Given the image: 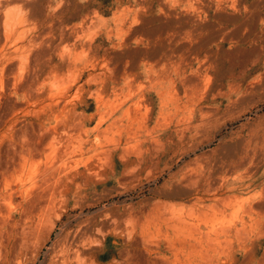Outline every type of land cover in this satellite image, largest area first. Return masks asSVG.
Returning <instances> with one entry per match:
<instances>
[{
  "label": "rangeland",
  "instance_id": "374dc122",
  "mask_svg": "<svg viewBox=\"0 0 264 264\" xmlns=\"http://www.w3.org/2000/svg\"><path fill=\"white\" fill-rule=\"evenodd\" d=\"M30 1L45 92L12 119L0 100V151L36 113L78 118L77 147L58 182L0 188V264H264V0ZM195 159L223 182L220 208H191L203 184L173 176Z\"/></svg>",
  "mask_w": 264,
  "mask_h": 264
},
{
  "label": "bare ground",
  "instance_id": "6f19581e",
  "mask_svg": "<svg viewBox=\"0 0 264 264\" xmlns=\"http://www.w3.org/2000/svg\"><path fill=\"white\" fill-rule=\"evenodd\" d=\"M68 1V0H66ZM65 1V2H66ZM241 1V0H240ZM259 1V0H258ZM30 0H0V100L3 98L5 100V105L3 107L7 109H12L17 108L20 111H25V115L32 113L30 110L32 109H27L28 108V103L25 100H21L20 98H28L33 99V98H40L43 93H41L40 88L41 86L38 87L37 82L35 79L39 77L38 69L34 68V65H31L30 61V53H28L29 46L32 43V39H27V25L29 23L30 15L29 8ZM202 2V1H201ZM205 2V1H204ZM62 3V2H60ZM236 3V2H235ZM209 4V3H208ZM241 4V3H240ZM243 4V3H242ZM66 5V4H65ZM167 5V4H166ZM61 6V5H60ZM208 6V5H207ZM220 6V5H219ZM234 6V5H233ZM164 7V6H162ZM169 7V6H168ZM44 8V7H43ZM167 8V7H166ZM263 8V7H262ZM201 9V8H200ZM57 10V9H55ZM90 10V9H89ZM188 10V9H187ZM197 10V9H196ZM32 11V10H31ZM190 11V10H189ZM241 11V10H240ZM57 12V11H56ZM186 12V11H185ZM49 13V12H48ZM225 13V12H224ZM34 14V13H33ZM62 14V13H61ZM169 14V13H168ZM171 14V13H170ZM178 14V13H177ZM219 14V13H218ZM52 15V14H51ZM65 15V14H64ZM50 17V16H49ZM191 17V16H190ZM254 17V16H253ZM100 18V17H99ZM35 19V18H34ZM33 19V20H34ZM85 19V18H84ZM178 19V18H177ZM57 20V19H56ZM88 20V19H87ZM93 20V19H92ZM103 20V19H102ZM199 20V19H198ZM208 20V19H207ZM222 20V19H221ZM244 20V19H243ZM41 21V20H39ZM54 21V20H53ZM60 21V20H59ZM72 21V20H71ZM43 23V22H42ZM82 23V22H81ZM105 23V22H104ZM201 23V22H200ZM51 24V23H50ZM37 25V24H36ZM110 25V24H109ZM59 26V25H58ZM118 26V25H117ZM109 27V26H108ZM38 28V27H37ZM53 28V27H52ZM87 29V28H86ZM125 28L124 30H126ZM83 30V29H82ZM202 30V29H201ZM30 31V30H29ZM84 31V30H83ZM209 31V30H208ZM111 32V31H110ZM58 33V32H57ZM63 33V32H62ZM121 33V32H120ZM179 34V33H178ZM54 35V34H53ZM90 35V34H89ZM35 36V35H34ZM31 37L35 38V37ZM49 36V35H48ZM187 36V35H186ZM205 37V36H204ZM263 37V36H262ZM41 38V37H39ZM39 38H35L36 42L39 40ZM43 38V37H42ZM63 38V37H62ZM88 38V37H87ZM259 38V37H258ZM45 39V38H44ZM47 39V38H46ZM199 39V38H198ZM252 39V38H251ZM42 40V39H41ZM40 40V41H41ZM57 40V39H56ZM93 40V39H92ZM245 40V39H244ZM253 40V39H252ZM39 41V42H40ZM86 41V40H85ZM198 41V40H197ZM52 42V41H51ZM90 42V41H89ZM38 43V42H37ZM36 43L35 46L38 44ZM41 43V42H40ZM43 43V42H42ZM41 43V44H42ZM73 43V42H72ZM39 44V45H41ZM61 44V43H60ZM91 46V45H90ZM39 47V46H38ZM37 47V48H38ZM222 47V46H221ZM36 48V50H37ZM31 49V48H30ZM33 49V48H32ZM69 49V48H68ZM67 49V50H68ZM84 49V48H83ZM93 49V48H92ZM35 50V48H34ZM35 50V51H36ZM44 49L42 48V51ZM187 50V49H186ZM31 51V50H30ZM45 51V50H44ZM43 51V52H44ZM57 51V50H56ZM83 51V50H82ZM172 51V50H171ZM197 51V50H196ZM216 51V50H215ZM39 52V50H38ZM37 52V54H38ZM40 54L38 57L40 58ZM158 54V53H157ZM35 55V54H34ZM61 55V54H60ZM169 55V54H168ZM64 56V55H63ZM100 56V55H99ZM33 57V56H32ZM37 57V59H39ZM111 57V56H110ZM109 57V58H110ZM75 58V57H74ZM77 58V56H76ZM212 58V57H211ZM35 59V58H34ZM41 59V58H40ZM39 59V60H40ZM48 59V58H47ZM162 59V58H161ZM42 60V59H41ZM201 60V59H200ZM98 61V60H97ZM44 62V61H43ZM105 62V61H104ZM109 62V61H108ZM173 62V61H172ZM204 62V61H203ZM33 63V61H32ZM37 63V61L35 62ZM34 63V64H35ZM46 63V62H45ZM160 63V62H159ZM41 64V62H40ZM110 64V63H109ZM187 64V63H186ZM103 65V64H102ZM88 66V65H87ZM157 66V65H156ZM38 67V66H37ZM68 67V66H67ZM89 67V66H88ZM41 68V67H39ZM43 68V67H42ZM62 69V68H61ZM69 70V69H68ZM128 71V70H127ZM53 72V71H52ZM86 72V71H85ZM90 73V72H89ZM179 73V72H177ZM57 73L55 72V75ZM59 74V73H58ZM57 74V75H58ZM96 74V73H95ZM145 74V73H144ZM71 75V74H70ZM165 75V74H164ZM171 75V74H170ZM199 75V74H198ZM210 75V74H209ZM50 76V75H49ZM58 75V80H59ZM65 76V75H64ZM91 76V75H90ZM42 77V76H41ZM68 77V76H67ZM93 77V76H92ZM142 77V76H141ZM170 77V76H169ZM172 77V76H171ZM209 77V76H208ZM57 78V77H56ZM62 78V77H61ZM74 78V77H73ZM95 78V77H94ZM164 78V77H163ZM174 78V77H173ZM169 80V83H171L174 79ZM194 78V77H193ZM133 79V78H132ZM200 77L198 78V80ZM210 79V78H209ZM39 80V79H38ZM37 80V81H38ZM57 80V81H58ZM109 80V79H108ZM186 80V79H185ZM74 81V80H73ZM180 81V80H179ZM196 81V80H195ZM208 81V80H207ZM36 82V83H35ZM42 82V81H41ZM55 83V81H53ZM71 82V81H70ZM90 82V81H89ZM132 82V81H131ZM130 82V83H131ZM155 82V81H154ZM153 82V83H154ZM163 82V81H162ZM190 82V81H189ZM43 83V82H42ZM106 83V82H105ZM165 83V82H164ZM168 83V81H167ZM174 83V81H173ZM161 84V83H160ZM184 84V83H183ZM182 84V85H183ZM204 84V83H203ZM142 85V84H141ZM140 85V86H141ZM186 85V84H185ZM60 86H62L60 84ZM64 86V85H63ZM128 86L129 83H128ZM184 86V85H183ZM191 86V85H190ZM198 86V84H197ZM107 87V86H106ZM164 87V86H162ZM189 87V86H188ZM192 87V86H191ZM190 87V88H191ZM62 88V87H61ZM173 88V87H172ZM181 88V87H180ZM42 89V88H41ZM135 89V88H134ZM200 89V88H199ZM61 90V89H60ZM64 90V89H62ZM137 90V88H136ZM67 91V90H66ZM97 91V90H96ZM112 92V91H111ZM163 92V95L166 97L170 95V91L165 89ZM198 92V91H197ZM53 93V92H52ZM51 93V95H52ZM127 93V92H126ZM22 95L19 97V95ZM128 94V93H127ZM171 94H173L171 92ZM54 95V94H53ZM53 97V96H52ZM55 97V96H54ZM101 97V96H100ZM171 97V96H169ZM102 98V97H101ZM121 98V97H120ZM178 98V97H177ZM169 99V98H168ZM173 99V98H172ZM46 100V99H45ZM147 100V99H146ZM180 100V99H179ZM30 101V100H29ZM64 101V100H63ZM138 101V100H137ZM137 101L131 103L127 109L123 110L124 116L128 114L129 111L134 110L133 113L135 115L138 114L137 111ZM152 101V100H151ZM31 102V101H30ZM99 102V101H98ZM177 102V101H176ZM1 103V102H0ZM51 103V102H50ZM60 103V102H59ZM72 103V102H71ZM112 103V102H111ZM116 104V101H114ZM112 103V104H114ZM124 103V101L120 104V106ZM64 104V103H63ZM111 104V105H112ZM114 104V105H115ZM139 104V102H138ZM112 105V106H114ZM137 105V107H136ZM83 106V105H82ZM113 109L112 111L115 110ZM143 106V105H142ZM61 107V106H60ZM117 106L116 108H118ZM166 107V106H165ZM168 107V106H167ZM148 108V107H146ZM186 108V107H185ZM208 108V107H207ZM213 108V107H212ZM17 109H12L11 111L13 112L12 115L10 116L11 119L13 116L17 114L16 110ZM44 109V108H43ZM123 109V106L120 109H116L114 112L116 114L117 111H120ZM17 110V111H19ZM29 110V111H28ZM34 110V108H33ZM32 110V111H33ZM41 110V109H40ZM45 110H43L44 112ZM64 111V110H63ZM150 111V110H149ZM148 111V112H149ZM1 112V111H0ZM7 112V111H6ZM40 112V111H39ZM42 112V111H41ZM46 112V111H45ZM49 112V111H48ZM80 112V111H79ZM113 112V113H114ZM147 112V113H148ZM8 113V112H7ZM10 113V112H9ZM1 114V113H0ZM35 115V120L30 123V129L28 128L27 132L22 133V134H16L13 136V142L11 144H7V146L0 151V188L1 187H7L10 185L12 188L14 185L19 188L21 186L26 185L27 183L31 184V188H37L38 186H43V185H49L53 182L56 183L60 179V174H62L64 168L69 164V159L76 153V147L74 143V133L76 132L75 127H76V122L78 118H69V116L66 118V120L61 121L59 118L61 116L60 113H51L49 115L45 114H38ZM64 114V113H63ZM67 114V113H66ZM72 114V113H71ZM75 114V113H74ZM102 114V112H101ZM100 114V115H101ZM212 114V113H211ZM18 115V114H17ZM24 115V116H25ZM34 115V114H33ZM76 115V114H75ZM89 115V114H88ZM210 115V114H209ZM216 115V114H215ZM73 116V115H72ZM123 116V117H124ZM19 117V116H17ZM66 117V116H65ZM71 117V116H70ZM76 117V116H75ZM79 117V116H78ZM132 117V116H131ZM138 117V116H137ZM8 119L9 117H5V119ZM58 118L60 121H58ZM56 120L57 122L55 124H52L53 120ZM65 119V118H64ZM119 119V118H118ZM117 118L114 119V122L118 121ZM204 119V118H203ZM75 120V121H74ZM79 120V119H78ZM121 120V119H120ZM123 120V119H122ZM5 121V120H4ZM3 121V122H4ZM30 121V118H29ZM82 120H80L79 123H81ZM211 121V120H209ZM208 121V122H209ZM19 122V121H18ZM22 122V121H21ZM25 122V120H24ZM78 122V121H77ZM102 122V121H101ZM2 123V121H1ZM5 123V122H4ZM2 123V124H4ZM84 123V122H83ZM113 123V121L111 122ZM206 123V122H205ZM9 124V122H8ZM26 124V123H25ZM24 125V124H23ZM81 125V124H80ZM98 125V124H96ZM12 126V125H11ZM10 126V127H11ZM13 126H16L13 124ZM19 126V125H18ZM28 126V125H27ZM26 126V127H27ZM84 126V125H83ZM25 127V126H24ZM81 127V126H80ZM107 127V126H106ZM23 128V127H22ZM77 128V127H76ZM79 128V127H78ZM82 128V127H81ZM120 128V127H119ZM124 128V127H123ZM21 130V128H19ZM118 129V128H117ZM86 130V129H85ZM84 130V131H85ZM16 131V129H15ZM23 131V130H22ZM64 131V132H62ZM77 131H79L77 129ZM89 131V130H88ZM119 131V130H118ZM17 132V131H16ZM20 132V131H19ZM86 132V131H85ZM90 132V131H89ZM102 132V130H101ZM103 133V132H102ZM76 134V133H75ZM7 136V135H6ZM12 136V134H11ZM82 136V135H81ZM76 137V136H75ZM254 137V136H253ZM252 137V138H253ZM256 138V137H255ZM10 139V138H8ZM94 139V138H93ZM86 141V140H85ZM11 142V140H10ZM2 143V142H1ZM5 143V142H4ZM79 143V142H78ZM6 144V143H5ZM81 145V144H80ZM176 146V145H175ZM1 147V146H0ZM83 147V146H82ZM81 147V148H82ZM260 147V146H259ZM88 148V147H87ZM159 149V148H158ZM242 149V148H241ZM258 150V149H257ZM258 154V153H257ZM257 156V155H256ZM264 157V156H263ZM73 158V157H72ZM200 158V157H199ZM198 160V159H195ZM257 160V159H256ZM259 160V159H258ZM198 161H194L187 167V169L182 170L178 173H174L173 176L176 178H179L180 180L184 183L189 182L190 185H202L203 188L201 189V192L198 195L195 200L191 204V208H220L222 202H224L226 199L223 197V193H225L224 190V185L223 182L221 181H215L216 182H211L207 181L206 178V167L200 165L201 163H198ZM203 163V162H202ZM232 163V162H231ZM259 163V162H258ZM206 164V163H205ZM208 167V165H207ZM237 167V166H236ZM250 168V167H249ZM248 169V168H247ZM233 171V170H232ZM179 176V177H178ZM174 179V178H173ZM234 179V178H233ZM176 180V179H175ZM178 180V179H177ZM219 180V179H218ZM177 183V182H176ZM233 184V182L231 183ZM230 184V185H231ZM235 185V184H233ZM229 185H227L226 190ZM48 187V186H47ZM199 187V186H198ZM197 187V189H198ZM42 188V187H41ZM200 188V187H199ZM44 189V188H43ZM235 186H232L228 188V190H234ZM25 190V189H23ZM23 190H20L23 192ZM189 194V193H188ZM236 197V196H235ZM234 197V198H235ZM250 198V197H249ZM229 199V198H228ZM232 199V198H230ZM207 201H212L211 203H207ZM228 201V200H227ZM238 201V200H237ZM251 201V200H250ZM232 202V201H231ZM242 202V201H240ZM226 203V202H224ZM244 204V203H243ZM164 205V204H163ZM188 205V204H187ZM229 205V204H227ZM232 205V204H231ZM173 207V206H172ZM165 208V207H164ZM251 208V207H250ZM162 209V208H161ZM166 209V208H165ZM174 209V208H173ZM183 209V208H182ZM190 209V208H189ZM43 210V209H42ZM186 210V209H185ZM200 210V209H198ZM213 210V209H212ZM223 210V209H222ZM226 210V209H225ZM247 210V209H246ZM191 211V210H190ZM193 211V210H192ZM191 211V212H192ZM249 211V210H248ZM163 210L161 211V213ZM173 212V211H172ZM199 212V211H198ZM208 212V211H204ZM199 213V217H201V213ZM153 213V212H152ZM190 213V212H188ZM187 213V214H188ZM194 213V212H193ZM220 213V212H219ZM247 213V212H246ZM180 214V211H179ZM207 214V213H206ZM205 214V215H206ZM150 215V214H149ZM158 215V213H157ZM195 215V213L193 214ZM204 215V214H203ZM166 216V215H165ZM167 217V216H166ZM191 217V216H190ZM159 218V217H158ZM157 218V219H158ZM165 218V217H162ZM168 218V217H167ZM198 218V217H197ZM150 219V218H149ZM169 219V218H168ZM172 219V218H171ZM175 219V218H174ZM185 219V218H184ZM183 219V220H184ZM205 219V218H204ZM179 220V219H177ZM181 222L179 221L178 223H172L173 225H169L172 227L175 231L177 236L183 233L184 230H189L190 233L193 232V222L189 223L187 221H183L180 218ZM186 220V219H185ZM259 220V219H258ZM149 221V220H148ZM154 221V219H153ZM175 221V220H173ZM216 221V220H215ZM257 221V220H256ZM260 221V220H259ZM155 222V221H154ZM171 222V221H170ZM258 222V221H257ZM157 223V221H156ZM225 223V222H224ZM223 224V223H222ZM253 224V223H252ZM167 225V226H168ZM196 225V224H195ZM227 226V225H226ZM229 226V225H228ZM258 226V225H257ZM83 227V226H82ZM155 227V226H154ZM199 227V226H198ZM227 228V227H226ZM80 229V228H79ZM144 229V228H143ZM197 228H195L196 230ZM229 229V228H227ZM226 229V230H227ZM192 230V232H191ZM202 231L201 229H199ZM198 230V231H199ZM225 230V228H224ZM162 231V230H161ZM170 232L169 230H167ZM212 231V230H211ZM216 231V230H215ZM240 231V230H237ZM236 231V232H237ZM87 232V231H86ZM157 232V231H156ZM167 232L168 235H170ZM208 231H206L207 233ZM210 232V231H209ZM188 234L194 236L193 234ZM199 233V232H197ZM202 233V232H201ZM205 233V232H204ZM218 233V232H216ZM248 233V232H247ZM79 234V233H78ZM208 234V233H207ZM210 234V233H209ZM220 234V233H219ZM235 234V233H234ZM240 234V233H239ZM246 234V233H245ZM74 235V234H73ZM77 235V234H76ZM84 235V234H83ZM184 235V234H183ZM202 235V234H201ZM78 236V235H77ZM149 236V235H148ZM163 236V235H162ZM167 236V235H166ZM209 236V235H208ZM205 236V237H208ZM249 236V235H248ZM74 237V236H73ZM82 237V236H81ZM85 237V236H84ZM89 237V236H88ZM187 237V235H186ZM196 239L197 237L194 236ZM145 238V237H144ZM185 238V236L183 237ZM191 238V237H190ZM194 238V239H195ZM211 238V237H209ZM208 238V239H209ZM216 238V237H213ZM73 239V238H72ZM84 239V238H83ZM87 239V238H86ZM85 239V240H86ZM95 239V238H94ZM143 239V238H142ZM177 239V238H176ZM204 237L202 238V240ZM229 239V238H228ZM181 240V239H179ZM209 240H212L209 239ZM230 240V239H229ZM228 240V241H229ZM71 241V240H70ZM77 241V240H76ZM98 241V240H97ZM178 241V240H177ZM188 241V240H186ZM190 241V240H189ZM198 241V239L196 240ZM221 241V239H220ZM223 241V240H222ZM86 242V241H85ZM142 242V241H141ZM144 242V240H143ZM191 242V241H190ZM209 242V241H208ZM94 243V242H93ZM171 243V242H170ZM174 243V242H173ZM181 243V241H180ZM179 243V244H180ZM184 243V242H183ZM203 243V242H200ZM215 243V242H214ZM213 243V244H214ZM56 244V243H55ZM70 244V243H69ZM176 242L174 243V245ZM195 244V243H194ZM192 244V247L193 245ZM207 244V243H206ZM243 244V243H242ZM60 245V244H59ZM72 246V244H70ZM78 245V244H77ZM152 245V244H151ZM173 245V247H174ZM203 245V244H202ZM168 246V245H167ZM178 246V245H177ZM186 246V245H185ZM68 247V245H66ZM183 247V246H182ZM181 247V248H182ZM199 247V246H198ZM253 247V246H252ZM178 248V247H177ZM85 249V248H84ZM196 249V248H195ZM207 249V248H206ZM209 249V248H208ZM64 255H67L69 257L71 254L75 255H80L82 251L80 252L77 249H72V247H68L64 250ZM133 251V250H132ZM176 251V250H175ZM191 251V250H190ZM189 251V252H190ZM193 251V250H192ZM197 251L198 248H197ZM95 252V251H94ZM203 252V251H202ZM208 252V251H207ZM206 252V253H207ZM217 252V251H216ZM63 255V254H62ZM83 254H81L82 256ZM190 254H188L189 256ZM193 255V254H192ZM199 255V254H198ZM85 256V255H84ZM83 256V257H84ZM133 256V255H132ZM78 256L77 258H79ZM127 257V256H126ZM159 257V256H158ZM209 257V256H207ZM59 258V257H58ZM76 258V260H77ZM249 258V256H248ZM72 259V258H70ZM74 259V258H73ZM160 259V258H159ZM193 259V258H192ZM210 259V258H206ZM62 260V259H61ZM75 260V259H74ZM163 260V259H162ZM179 260V259H178ZM191 260V259H190ZM188 260V261H190ZM53 261V260H52ZM63 261V260H62ZM200 261V260H199ZM204 261V260H203ZM203 261L201 263H203ZM147 262V261H146ZM187 262V261H186ZM58 263V262H57ZM56 263V264H57ZM76 263V262H75ZM176 263V262H175ZM191 263V262H190ZM189 263V264H190ZM193 263V262H192ZM64 264V263H62ZM163 264V262H162ZM185 264V262H184ZM194 264V263H193Z\"/></svg>",
  "mask_w": 264,
  "mask_h": 264
}]
</instances>
